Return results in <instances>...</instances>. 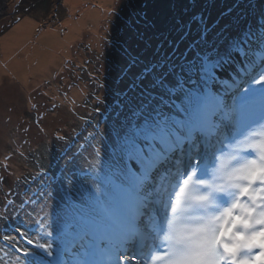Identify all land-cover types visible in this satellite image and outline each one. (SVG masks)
Here are the masks:
<instances>
[{
  "label": "rangeland",
  "instance_id": "374dc122",
  "mask_svg": "<svg viewBox=\"0 0 264 264\" xmlns=\"http://www.w3.org/2000/svg\"><path fill=\"white\" fill-rule=\"evenodd\" d=\"M262 25L264 0H0V180L10 169V176L14 177L11 185L25 171H40L47 178L46 184L53 182L47 188L43 186L44 191L69 203L70 208L67 205L64 210L58 201L50 206L48 201L52 198L28 207L27 215L35 216L28 220L27 227L16 224L7 231L0 230V264H19L17 257L25 264H42L52 259L29 245V238L50 243L53 253L65 264H76L82 259L77 254L82 250L72 247L71 230L67 227L73 210L90 203L89 197L96 188L104 191L107 179L119 181L118 146L140 113L153 100L160 99L162 68L210 56L225 62L227 76L218 77L224 85L243 83L247 79L245 72L252 68L237 53L242 44L249 59L260 64L264 45L253 47L245 36L249 29ZM141 72L148 78L144 82L146 90L132 88L125 95L136 104L135 110L126 116L116 111L114 116L108 115L110 120L101 122V114L94 111L97 107L92 112L87 100L110 95L119 98L126 86L135 84L130 81ZM221 92L224 93L223 87ZM234 92L231 89L226 95L229 104ZM262 122L257 120L235 131L229 127L224 143ZM79 125L85 131L78 136L73 151L81 145L83 148L62 171L68 156L59 160V151ZM95 127L97 131L93 130ZM112 133L117 136L110 137ZM56 135L66 137L55 141ZM84 138L87 142L83 145ZM98 143L104 146V158L95 155L93 149ZM214 144L206 153L202 150L201 168L205 164L209 167L215 154L224 149L223 144ZM73 151L68 153L72 155ZM187 165L185 159L183 167ZM53 206L62 212H43ZM154 207L163 225L167 209ZM37 221L45 222L52 236H47ZM5 236L10 239L5 240ZM13 245L32 254L25 257ZM61 246L69 251L61 254Z\"/></svg>",
  "mask_w": 264,
  "mask_h": 264
},
{
  "label": "snow or ice",
  "instance_id": "6c2138e0",
  "mask_svg": "<svg viewBox=\"0 0 264 264\" xmlns=\"http://www.w3.org/2000/svg\"><path fill=\"white\" fill-rule=\"evenodd\" d=\"M245 39L253 47L264 45V31L257 35L249 29ZM237 55H243L252 68L245 72L247 79L243 83L234 81L224 85L218 77L227 76L225 62L210 56L186 59L182 64L162 68L160 99L153 100V104L140 113L124 132L118 146L119 181L107 179L104 191L96 188L89 197L90 203L85 202L73 210L67 227L71 230L73 249H81L77 254L83 257L76 264H180L179 250L173 243L164 242L170 239L165 234V224L178 203L200 192L204 181H194V177L209 168L206 164L201 168L202 150L206 153L213 149L214 141L227 146L224 142L229 127L235 131L257 120L264 121V53L259 65L255 59H249L242 44ZM231 89L235 92L229 104L226 95ZM253 147L264 160V141ZM95 155L98 157L100 152L97 150ZM185 159L187 168L183 167ZM259 181L258 191H253L249 185L242 188L241 195L264 201V176ZM208 198L207 195L199 197ZM154 206L167 209L163 225ZM234 206L248 208L246 204ZM259 206L264 208V203ZM36 223L40 229H45L47 236H52L45 222ZM63 235L61 231V237ZM218 236L213 231L211 239L204 241L209 257L207 264H264V242L238 247L237 252H244V258L233 260L219 251ZM4 239L10 238L5 236ZM27 243L52 258L42 264H65L53 253L50 243L31 238ZM16 251H22L25 257L32 254L19 247ZM66 251L69 249L61 246V254ZM16 261L25 264L19 257Z\"/></svg>",
  "mask_w": 264,
  "mask_h": 264
},
{
  "label": "clouds",
  "instance_id": "9594fccd",
  "mask_svg": "<svg viewBox=\"0 0 264 264\" xmlns=\"http://www.w3.org/2000/svg\"><path fill=\"white\" fill-rule=\"evenodd\" d=\"M262 141L264 122L217 152L204 177H194V181H204L200 192L178 203L165 224L170 239L164 242L173 243L179 250L180 264H207L204 241L211 239L213 231L219 234L217 247L221 254L233 260L244 258V252H237L238 247L264 241V231H258L264 228V208L259 206L264 201L241 195L243 187L250 185L253 191L261 187L264 160L253 145ZM204 195L209 198L199 199ZM237 204L248 208L234 206Z\"/></svg>",
  "mask_w": 264,
  "mask_h": 264
},
{
  "label": "trees",
  "instance_id": "16d2710c",
  "mask_svg": "<svg viewBox=\"0 0 264 264\" xmlns=\"http://www.w3.org/2000/svg\"><path fill=\"white\" fill-rule=\"evenodd\" d=\"M257 35L261 32L264 31V28L259 27L258 29L253 30ZM247 43L248 40L246 39ZM249 44V43H248ZM138 78H134L133 80L130 81V83L135 82L132 86H126V89L123 93L119 95V98H116L114 96H108L107 98H101L99 99H92L87 100V103L89 102L92 104V112L94 110V107H97V110H94L98 115H100V121L101 122H107V120H110L108 115L114 116L116 111H119V113H125V116L127 113L130 111L135 110L136 104L132 101L131 98H126V90H132V88H137L139 91L146 90V86L144 85V82H148V78H146V73L141 72V74H138ZM146 79V80H145ZM151 81V80H149ZM137 91V90H136ZM123 99H122V97ZM120 98L122 99L120 101ZM92 102V103H91ZM113 120V119H111ZM100 122V123H101ZM94 131H97L96 127L93 128ZM85 129L82 126H77V128L74 127V130L71 131V138H66L68 144L62 147V149L59 151L58 159L60 160L63 156H68V161L62 164V171H66L68 168V162L71 160L73 156L76 155L77 152L81 151L83 146L81 145L77 150L73 151L74 144L78 140V136L81 134H84L83 132ZM113 135L110 137H115L117 136L116 133H112ZM66 136L64 135H56L54 137V140L58 141L60 138H64ZM101 138V137H100ZM101 140V139H100ZM64 141V140H63ZM87 142L86 138H84L83 145ZM62 145V144H60ZM92 149V147H89ZM104 149V146H101L100 143L96 144L94 147V152L99 151L100 152V158L103 157L102 155V150ZM73 151L72 155H70L68 152ZM68 153V154H67ZM76 172L82 173V171H79L76 169ZM8 175H4V177L0 180V230L1 231H7L11 229L16 224L22 225L24 227H27V222L28 220L30 221L31 219H34L33 217L35 215H27L30 214L28 207L31 208L34 204L38 203L39 201H42L43 199L45 200L46 198H52L48 203L51 204L54 203V201H58L60 203L61 201L58 199L53 198L50 194H47V192L44 191V188H47V185L50 186L52 185L51 181L47 182V178L43 176V174L40 173V171H25L23 174L21 173L20 176L16 178V181L11 185L10 183L12 182V170L8 171ZM11 181V182H10ZM10 182V183H9ZM6 190V191H5ZM43 196V197H42ZM69 204V203H68ZM67 203L61 202V204L58 206H64V210H67ZM58 206H53V209H45L43 212L45 214H48L50 210H52L51 215H55V213L59 214L62 212V210L59 208L58 211L55 209ZM45 206H42V209ZM27 208V209H26ZM68 209L69 205H68ZM9 210V211H8ZM11 211L15 212L18 216H14ZM30 216V217H29ZM44 216V215H42ZM20 220V222L18 221ZM38 224V223H37ZM35 224V225H37ZM34 225V226H35ZM32 226V227H34ZM70 244V242H69Z\"/></svg>",
  "mask_w": 264,
  "mask_h": 264
},
{
  "label": "bare ground",
  "instance_id": "6f19581e",
  "mask_svg": "<svg viewBox=\"0 0 264 264\" xmlns=\"http://www.w3.org/2000/svg\"><path fill=\"white\" fill-rule=\"evenodd\" d=\"M164 221V220H163Z\"/></svg>",
  "mask_w": 264,
  "mask_h": 264
}]
</instances>
